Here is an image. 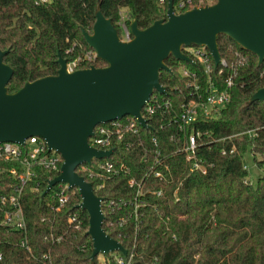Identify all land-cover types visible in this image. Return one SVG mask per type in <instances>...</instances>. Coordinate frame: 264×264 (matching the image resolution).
Instances as JSON below:
<instances>
[{
    "label": "trees",
    "instance_id": "1",
    "mask_svg": "<svg viewBox=\"0 0 264 264\" xmlns=\"http://www.w3.org/2000/svg\"><path fill=\"white\" fill-rule=\"evenodd\" d=\"M121 8L127 11L128 30L130 20L143 29L165 17L164 5L157 0H0V50L7 51L3 62L13 70L7 91L55 75L57 54L68 59L89 49L81 30L91 31L96 9L121 37ZM216 43L225 66H214L209 58V74L194 60L169 56L164 61L169 71L159 72V83L165 92L152 93L155 106L145 116L146 127L137 126L138 133L115 145L107 159L121 165L117 173L96 170L93 164L103 159L88 167L91 178L78 171L102 200L103 230L126 250L125 256L104 255L103 264H116L112 255L124 264H264V174L251 184L243 158L251 153L264 171V100L248 103L264 86V60L257 65L252 53L224 35H218ZM182 52L188 55L186 48ZM94 66L104 63L96 60ZM181 69L195 73L202 95L207 77L218 88L227 77L232 83L223 107L208 116L199 110L179 130L175 118L180 105L196 98ZM190 132L198 136L194 157L186 159L181 148ZM13 165L0 157V195L12 193L18 184L9 173ZM155 171L159 177L153 176ZM56 174L35 168L21 186L24 232L3 226L0 211V264H100L96 257L89 259L85 211L78 209V228L68 220L80 201L77 190L55 184L42 195ZM60 195L67 200L56 210ZM23 238L28 250L20 246Z\"/></svg>",
    "mask_w": 264,
    "mask_h": 264
},
{
    "label": "water",
    "instance_id": "2",
    "mask_svg": "<svg viewBox=\"0 0 264 264\" xmlns=\"http://www.w3.org/2000/svg\"><path fill=\"white\" fill-rule=\"evenodd\" d=\"M81 34L104 66L66 72V61L57 54L55 75L26 81L12 93L6 84L13 70L3 62L7 51L0 50V143L23 145L25 139L37 137L47 150L60 156L59 172L47 181L42 195L55 184L77 190L80 201L75 208L87 214L85 234L93 261L98 254L126 255L120 243L102 228L101 198L76 172L78 166L112 153V149L98 150L88 144L94 126L130 116L146 127L141 109L154 91L165 92L159 83V72L169 71L164 61L172 56L190 62L182 48L206 49L217 66V36L224 35L252 53L260 65L264 60V0H215L180 13H173L172 0H167L164 18L143 29L133 19L130 38L124 41L96 9L91 31L81 30ZM257 100H264V86L250 95L248 103Z\"/></svg>",
    "mask_w": 264,
    "mask_h": 264
},
{
    "label": "built area",
    "instance_id": "3",
    "mask_svg": "<svg viewBox=\"0 0 264 264\" xmlns=\"http://www.w3.org/2000/svg\"><path fill=\"white\" fill-rule=\"evenodd\" d=\"M157 3L159 5H164L165 15L167 1L157 0ZM203 5L205 4L202 3V0H175L172 1V10L173 13H180L192 7H199ZM120 28L121 37H119V39L122 41L128 40L130 38L128 28L123 25ZM71 51L72 48L66 50L65 53H70ZM186 51L191 57L190 60L198 62L201 65L203 73L209 74V58L211 57L207 50L202 47H190L186 48ZM65 61L66 72H73L77 69L87 68L90 65H94L96 58L94 52L91 49H80L74 56L65 59ZM217 66H225V63L221 58ZM180 73L182 76H187L189 78V84L192 86L196 96V98L189 99L180 105V111L175 118V122H177L179 130H182L184 126L195 119L199 110L208 116L211 114V111H215L216 109L223 107L229 100L228 88L231 86L232 82L230 77H227L224 81V87L218 88L216 82L207 77L203 87L205 92L204 95H202L197 92L199 90V85L197 84L195 73L189 72L186 69H181ZM150 99L151 96L141 109V116L144 119L145 116L151 115L154 111L155 102L153 103V100L150 101ZM137 126L140 125L134 118L130 116L126 117L124 120L117 119L106 123L97 124L94 126L93 134L88 138L87 142L95 149H112L113 153L115 145L125 140L127 136L136 135L138 133ZM197 136L198 132H190L184 142L183 147L181 148V151L185 153L186 159H191L194 157V141L195 137ZM0 157L3 161L12 162L14 164L9 169V173L16 176L18 179V184L14 187L12 193L8 195H0V211L2 212L1 224L13 230L24 232L25 222L18 199L21 186L30 177L34 176L35 168L56 171L58 173L61 164V158L57 153L47 150L44 141L37 137H29L25 139L23 145L10 142L0 143ZM107 159L108 158L103 159L102 162H96L93 164V166H95L96 170L103 172L106 175L117 173L120 170L121 165L118 164V166H116L114 162ZM93 161L89 165L82 164L78 166L76 168L77 174H79L78 171H80L86 174L87 177L91 178L92 171L88 167L92 166ZM193 167L197 168L198 166L196 163H194ZM159 175L160 174L157 171L153 173V176L155 177H159ZM128 184L133 185V180H129ZM59 185L67 188L64 184ZM66 200L67 197L65 195L58 196V206L56 207V210L62 207ZM77 218L78 209H76L75 212L70 213L68 216V220L74 222L76 228H78L79 225ZM20 246L28 250L25 238L20 241ZM112 257L116 264H124L120 257L116 255H112ZM103 261L100 264H103Z\"/></svg>",
    "mask_w": 264,
    "mask_h": 264
},
{
    "label": "rangeland",
    "instance_id": "4",
    "mask_svg": "<svg viewBox=\"0 0 264 264\" xmlns=\"http://www.w3.org/2000/svg\"><path fill=\"white\" fill-rule=\"evenodd\" d=\"M214 2L215 0H202V3L205 5H210ZM119 15H120V19L117 25L119 27H121L122 25L126 27L127 26L126 21L129 20V18L127 17L126 9L124 8L119 9ZM243 158H244V165H245L246 172H247L246 179H248V181L251 184H254L257 176L264 174V171L262 168H259L256 166L255 160L253 159L254 157L251 155V153L246 152ZM255 159H258V156H255ZM96 259L101 263L103 261V255L98 254L96 256Z\"/></svg>",
    "mask_w": 264,
    "mask_h": 264
}]
</instances>
